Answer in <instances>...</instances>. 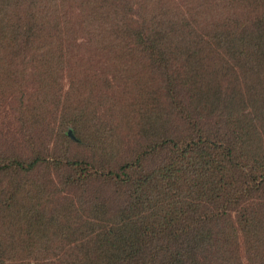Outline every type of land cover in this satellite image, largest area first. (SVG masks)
Returning a JSON list of instances; mask_svg holds the SVG:
<instances>
[{"label": "trees", "instance_id": "16d2710c", "mask_svg": "<svg viewBox=\"0 0 264 264\" xmlns=\"http://www.w3.org/2000/svg\"><path fill=\"white\" fill-rule=\"evenodd\" d=\"M101 57L112 77L154 72L170 107L129 156L86 123ZM18 61L38 90L32 126L66 78L67 97L84 101L58 106L60 153L0 148V264H264V0H0L5 94L22 85ZM94 143L95 156L75 154ZM43 167L65 181L37 176ZM90 185L95 199L61 202Z\"/></svg>", "mask_w": 264, "mask_h": 264}, {"label": "rangeland", "instance_id": "374dc122", "mask_svg": "<svg viewBox=\"0 0 264 264\" xmlns=\"http://www.w3.org/2000/svg\"><path fill=\"white\" fill-rule=\"evenodd\" d=\"M106 59L107 58L102 57L100 59H91V62L94 64L93 73L97 74L96 81L89 80L93 86L90 94L94 93L95 100L93 101V106H90L88 110L83 111L86 116V123L89 131L93 134L94 138H118L122 145L121 154L123 156H129V154L133 153L135 150V143L138 142L139 144L143 141L147 142L146 139L151 137L149 126L154 123L155 114L168 111L170 107L167 102H164L163 106L156 102L157 93L153 84L156 81H159L156 79L159 77L154 75V72L151 74L154 76L140 73L144 77L142 80L139 79L141 75H139L137 79H130L127 78V76L112 77L108 72L110 68L106 65ZM21 63L25 62H17L20 69V75H24L22 85H20L18 89L10 91V94H5V92H2L0 89V148L9 155H19L26 159L31 156L33 150L36 149L32 144H35L37 141V147L41 148L44 152L49 155H52L53 153L58 154L65 146V143L61 142L59 137L55 135L53 131L55 121H61L59 114L58 116H55L60 110L58 106L61 104L63 105V103L65 106H67L68 103H73L71 106H75L84 100L82 101L77 96L67 97V91H70L71 88L70 80L66 78L64 81V91L56 93V98L59 102L58 100L54 101L52 106L48 107L46 111L44 110L48 115L40 120L41 122L39 123L40 125L37 126L38 128L32 126L30 121L33 120L26 119L24 114L28 113V105H31L39 95L36 83L33 81L31 67H24ZM141 65H146V62L142 61ZM262 75H264V73ZM136 76L138 75H135L134 77ZM72 83L73 80H71V87ZM165 97L166 95L162 93V98ZM49 98L54 100L53 95H50ZM166 99H164V101ZM138 103L142 105L138 106ZM132 111H135V113H132ZM154 111L155 114H152ZM213 117L214 118L210 119V121H215L216 123L219 122L216 125L217 128L224 126L225 121L222 117L217 115ZM251 117L255 121H259L256 120L258 115H256L254 111H252ZM140 119H142L141 122L138 123V125H135ZM69 125L71 124L68 123V126ZM140 128H142V131ZM71 129L72 127H70V130ZM101 147L102 146L96 143L92 145L87 144L85 149L76 148L75 154L83 157H92L99 152ZM161 154L166 155V153ZM160 160V155L152 156L149 159L147 166L151 167L154 163L157 164ZM41 174L43 178H55L57 182L60 180L65 181V178L67 177V171L63 169L46 170L43 167L40 169L37 176ZM100 186L103 189H109V187H106L105 185ZM90 187L91 189L85 193H82L81 190L75 186L72 188L66 187L68 191L65 193L71 192L65 195L67 199H61V202L68 203L73 200L74 203H77L80 196L86 200L95 199L93 193L95 186L90 185ZM110 194L114 195L112 191ZM60 197H63L62 194ZM55 208L60 210L59 206ZM117 208L118 206L113 204L110 213H115ZM244 246L245 245L242 242L239 243L238 254L242 256V261L247 263L245 261L246 256ZM46 248L52 253L57 251H54L56 243H52V246H46L42 249ZM40 255L43 254L40 253Z\"/></svg>", "mask_w": 264, "mask_h": 264}]
</instances>
